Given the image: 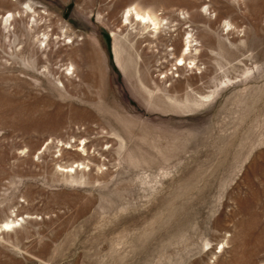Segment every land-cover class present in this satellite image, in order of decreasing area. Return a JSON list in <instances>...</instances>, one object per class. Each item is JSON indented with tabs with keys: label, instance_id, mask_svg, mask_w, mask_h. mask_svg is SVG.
<instances>
[{
	"label": "rangeland",
	"instance_id": "1",
	"mask_svg": "<svg viewBox=\"0 0 264 264\" xmlns=\"http://www.w3.org/2000/svg\"><path fill=\"white\" fill-rule=\"evenodd\" d=\"M0 264H264V0H0Z\"/></svg>",
	"mask_w": 264,
	"mask_h": 264
},
{
	"label": "bare ground",
	"instance_id": "2",
	"mask_svg": "<svg viewBox=\"0 0 264 264\" xmlns=\"http://www.w3.org/2000/svg\"><path fill=\"white\" fill-rule=\"evenodd\" d=\"M124 10H125V12H124L125 13L124 19H125V21L127 23L134 22L137 25L142 26L141 29L144 30V31H145V29L147 27H150V26L153 27L154 32H157L159 30L160 24H161L163 18H161L158 15H156L153 10H151V9L143 10V9L139 8L138 6H132V5L127 6ZM145 41H148V47H149V39L147 37H145ZM192 41H193L192 40V36H190V37H188V40H187L186 44H184L181 49H179V50H173L174 52H172V54L173 55H176V59L177 60H181L183 63L185 62V59H186L185 56H186V54L189 53V52H191V48H193L192 47ZM151 43H152V41H151ZM176 45H178V44H176ZM184 47H186V48L183 49ZM194 49L196 50V48H194ZM182 62L179 63L178 65H181ZM125 84H127V83L125 82ZM124 90H125L126 93H128V89L126 87H125ZM146 93H147V95L149 97V90L146 91ZM142 105L144 106V104H142L140 101H138V106H142ZM13 223H15V220H11V221L5 222L4 223V227L7 228L10 225L12 226Z\"/></svg>",
	"mask_w": 264,
	"mask_h": 264
}]
</instances>
